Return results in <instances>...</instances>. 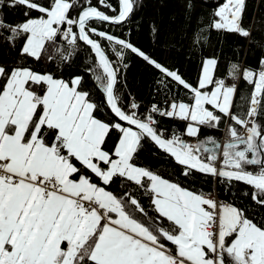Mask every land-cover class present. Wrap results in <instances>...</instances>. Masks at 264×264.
<instances>
[{"label": "snow or ice", "instance_id": "snow-or-ice-1", "mask_svg": "<svg viewBox=\"0 0 264 264\" xmlns=\"http://www.w3.org/2000/svg\"><path fill=\"white\" fill-rule=\"evenodd\" d=\"M5 4L26 9L19 24L0 18L6 42L22 40L21 56L39 61L58 39L69 49L63 62L78 42L90 48L94 66L88 71L111 116L97 115L98 105L80 89L81 76L65 81L30 67H0V264H264V223L134 163L147 138L182 167L184 177L195 171L218 183L242 182L252 189L244 195L264 207V125L258 123L264 117V60L258 74L243 72L255 88L246 109L236 113V87L213 79L215 59L203 61L193 86L130 40L91 26L127 23L136 0H117L118 7L108 0H98L99 7L92 0H0V7ZM244 8L245 0H225L212 27L248 37ZM130 54L159 71L164 89L175 82L187 90L189 102L166 97L165 107L154 104L143 118L134 100L125 107L117 86ZM153 114L185 122L182 134L166 135ZM222 123L228 136L223 145L211 137L196 144L184 138ZM117 178L142 190L151 215L131 192L108 190Z\"/></svg>", "mask_w": 264, "mask_h": 264}, {"label": "trees", "instance_id": "trees-1", "mask_svg": "<svg viewBox=\"0 0 264 264\" xmlns=\"http://www.w3.org/2000/svg\"><path fill=\"white\" fill-rule=\"evenodd\" d=\"M113 7H118L117 0H108ZM225 0H136L135 10L129 21L123 25H110L94 22L92 27L108 32L119 38L130 40L136 47L147 53L164 67L176 71L186 82L196 86L202 73L203 61L213 58L217 61L214 72V80L235 85L234 112L242 113L247 107L251 93L255 85L246 81L243 77L245 70L259 73L264 60V0H245V8L242 16V27L250 35L244 37L238 33L226 30H217L212 27L215 11ZM93 6H98V0H92ZM191 5L189 8L188 5ZM107 14L112 15L110 11ZM23 6L0 7V18L8 25H16L23 22L26 17ZM71 15H77L73 11ZM32 16L37 13L33 11ZM75 30V29H74ZM6 32L0 31V67L10 72L17 67H30L39 73H51L55 78L70 81L74 76L83 77L80 89L88 91L90 99L100 109L97 115L100 118L111 116L105 105L103 93L96 86L93 74L88 71L94 66V56L90 48L82 42H78L75 54L68 62H63L61 55L68 51L65 41L58 39L55 45H46L48 51L39 61L20 55L22 40L17 39L14 43L6 42ZM97 39V37H93ZM105 50L111 52L107 41H101ZM56 49H59L58 52ZM52 56L49 59L48 56ZM128 65L122 69L117 86V93L126 107L133 100L140 105L138 115H146L153 104L160 107L166 106L165 98L182 99L189 102L190 96L183 87H177L175 82L169 85L170 91L164 89L158 81L161 74L158 70L148 65L141 58L130 54L125 61ZM233 65L239 68L238 76L233 73ZM213 86H209L211 89ZM159 121L158 127L165 130L166 135L175 132L182 134L185 122L167 117L155 116ZM258 123L264 125V117L258 119ZM239 133L243 128L236 126ZM226 125L221 124L218 128L201 127L198 143H207L209 137L223 145L224 135L227 136ZM228 137V136H227ZM185 138V137H184ZM115 139V134H113ZM142 147L134 158V163L151 171H154L166 179L179 183L194 192L200 189L208 191L216 190L218 195L230 204L244 209L248 218L260 224L264 223V207L256 205L251 196L250 186L243 183L233 184L218 183L212 176H206L193 172L190 176L182 175V167L167 154L160 151L147 138L142 140ZM208 147H213L207 144ZM244 146L241 145V148ZM249 171L257 170L254 166L248 167ZM108 190L114 194L124 191L131 192L140 200L149 214H152L149 198L143 195L142 190H136L127 181L117 178L108 186ZM164 227H168L167 223ZM227 260V258H226Z\"/></svg>", "mask_w": 264, "mask_h": 264}, {"label": "built area", "instance_id": "built-area-1", "mask_svg": "<svg viewBox=\"0 0 264 264\" xmlns=\"http://www.w3.org/2000/svg\"><path fill=\"white\" fill-rule=\"evenodd\" d=\"M153 105H154V104H153ZM155 105H156V104H155ZM151 107H152V106L149 107L147 113L151 110ZM163 107H165V106H163ZM163 107H161V108H163ZM147 113H146V114H147ZM153 115H154V117H155V116H159L158 114H153ZM224 132H226V131H224ZM243 133H244V130L242 131L241 134H243ZM185 139L188 140V142H189V143H192V144H196V143H198V138H197V137H191V138H190V137H186ZM227 139H228L227 136L224 137V140H227ZM198 192H201V193H204V194H211V196H212L213 198L217 199V200L220 201L221 203H229V204H230L229 201H227L226 199L220 197V196H219L216 192H214V191H208V190H205V189H200Z\"/></svg>", "mask_w": 264, "mask_h": 264}, {"label": "rangeland", "instance_id": "rangeland-1", "mask_svg": "<svg viewBox=\"0 0 264 264\" xmlns=\"http://www.w3.org/2000/svg\"><path fill=\"white\" fill-rule=\"evenodd\" d=\"M208 59H210V58H208ZM211 59H213V58H211ZM214 72H215V68H214V70H213V78H214ZM233 73H234L235 76H238L239 68L236 67V69L233 70ZM201 74H202V73H201ZM225 84L228 85V86L233 85V84H230V83H227V82H225ZM209 86H211V85H209ZM209 86H208V87H209ZM209 90H210V89H209ZM233 99H234V98H233Z\"/></svg>", "mask_w": 264, "mask_h": 264}, {"label": "bare ground", "instance_id": "bare-ground-1", "mask_svg": "<svg viewBox=\"0 0 264 264\" xmlns=\"http://www.w3.org/2000/svg\"><path fill=\"white\" fill-rule=\"evenodd\" d=\"M224 137H226V136L224 135ZM224 137H223V142H224V141H226V140H224ZM213 191L217 193V191H216V190H213ZM217 194H218V193H217Z\"/></svg>", "mask_w": 264, "mask_h": 264}, {"label": "water", "instance_id": "water-1", "mask_svg": "<svg viewBox=\"0 0 264 264\" xmlns=\"http://www.w3.org/2000/svg\"><path fill=\"white\" fill-rule=\"evenodd\" d=\"M83 43V42H82ZM214 178V177H213ZM215 179H217V178H215ZM239 183H242V182H239ZM244 184V183H243Z\"/></svg>", "mask_w": 264, "mask_h": 264}]
</instances>
